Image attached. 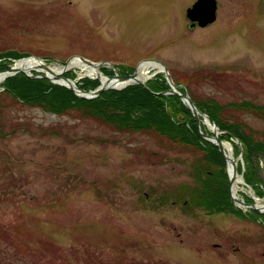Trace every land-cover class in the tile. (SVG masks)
Returning a JSON list of instances; mask_svg holds the SVG:
<instances>
[{
  "label": "rangeland",
  "instance_id": "1",
  "mask_svg": "<svg viewBox=\"0 0 264 264\" xmlns=\"http://www.w3.org/2000/svg\"><path fill=\"white\" fill-rule=\"evenodd\" d=\"M195 1L0 0V55L9 67L37 58L50 68L82 56L103 62L107 77L154 59L199 98L264 105V0H216V19L203 27L186 17ZM69 68L75 83L99 80ZM161 70L148 69L146 80ZM226 110L264 133L261 118ZM241 152L233 156L242 177L236 196L262 204L264 157L250 159L258 195L243 179ZM201 156L1 95L0 264H264V223L252 209L233 203L242 216L214 212L185 192L198 184Z\"/></svg>",
  "mask_w": 264,
  "mask_h": 264
},
{
  "label": "trees",
  "instance_id": "2",
  "mask_svg": "<svg viewBox=\"0 0 264 264\" xmlns=\"http://www.w3.org/2000/svg\"><path fill=\"white\" fill-rule=\"evenodd\" d=\"M11 58H19L14 53L7 54ZM9 61L2 60L0 55V70L9 67ZM132 70L127 72H131ZM113 72V71H112ZM110 72V73H112ZM34 73L33 75H37ZM73 79L71 70L63 73ZM177 90L187 93L197 109L205 113L210 121L221 131L218 137L232 146L234 157L240 154L247 168H242L245 183L255 185L256 194L262 195L258 187L256 165H251V157H264V133L248 128V125L239 119H227L226 109L251 113L264 120V105L250 100L221 104L214 98H199L190 93L185 81L173 78ZM99 80L83 78L76 82L82 89H95ZM1 95L21 101L26 105L38 107L45 112L63 115L75 113L84 118H93L109 124L121 132L147 133L158 138H166L176 147H190L202 152L197 166L198 184L186 186L191 200L196 201L206 209L214 212L232 211L242 216L240 209L235 208L230 198L228 186L229 177L227 164L216 144L204 139L198 132L196 120L191 110L176 94H162L170 89L163 74L141 84H129L121 89H108L99 96L91 99L76 96L67 87L51 82L45 77H29L24 73H16L6 77L1 84ZM204 133L209 131L200 125ZM233 139L239 141L235 143ZM238 172L241 169L237 170ZM257 182V183H256ZM185 188L184 185L181 187ZM184 194L180 192V198ZM245 202L252 204V200L245 197ZM249 214L255 220L260 218L264 223V213L253 210Z\"/></svg>",
  "mask_w": 264,
  "mask_h": 264
},
{
  "label": "water",
  "instance_id": "3",
  "mask_svg": "<svg viewBox=\"0 0 264 264\" xmlns=\"http://www.w3.org/2000/svg\"><path fill=\"white\" fill-rule=\"evenodd\" d=\"M216 10H217L216 0H196L190 7H188L186 9V17L189 20L191 26L198 25V26L203 27V26L211 24L212 22L215 21ZM76 57L85 64H88V65L95 64L93 61H90L85 57H82V56H76ZM33 59H37V58H33ZM39 61L41 63V65H40L41 69L45 71L44 74L33 75V74L28 73L26 70H24L22 68H17L16 65H13V66L5 69V70H0V73H4V76L0 82H2L6 77L12 76L16 73H24L25 75H27L29 77L44 76V77L48 78L53 83L67 87L76 96H78L80 98L91 99V98H95V97L99 96L101 92L108 90V89H121V88H123L129 84H141V85L145 86V80L146 79L145 80L136 79L137 68L139 67V64L146 62V61H152V62L158 63L162 67L161 71L164 73V76L167 80V83L170 86V89L166 92H163L162 94H176V95H178L180 97V99L182 100V102L191 110L193 117L196 120V125L198 128L199 134L204 139L211 141L212 143H214L218 146L219 151L221 152V154H222V156H223V158L227 164V174L229 177L228 191H229L230 198H231L232 202L234 203V205H236L238 207H241V206L248 207V208L256 211L257 213H264V208L263 209L260 208L256 203H252V204L245 203L242 199H239L232 192V187H231L232 182H233L235 176L238 175V173H237L235 161H232V166H231V168H229L227 154L223 148L224 141L220 140L218 137V134L221 131L218 129V127L214 123L210 122L209 117L205 113H203L197 109L193 100L190 98V96L187 93L183 94L176 89V84L173 82V79H172V76H171L169 70L167 69V67L162 62H160L158 60H154V59H144L141 62H139V64L135 67V69L132 73L117 74L115 72V74L112 77L106 76L109 80L118 79L119 82H127L122 87H115V86H111L108 84L105 85V84L101 83V81H100V84L95 89L86 90V89L79 88L76 85L74 80L63 75L64 72H66L70 69L67 66V63L70 61V59L63 66V69L60 70L58 74L54 73V75H51L53 71L51 70V68L49 66H47L41 60H39ZM102 63L103 62H97L96 64L99 67L100 65H102ZM110 67L113 68V65L111 63H110ZM99 73L102 74L100 71H99ZM60 80H63V81L68 82V83H74V86H69L66 83L60 82ZM201 124L206 125L208 127V129H209V125L211 124L212 129H209L210 133L202 132L200 129Z\"/></svg>",
  "mask_w": 264,
  "mask_h": 264
},
{
  "label": "bare ground",
  "instance_id": "4",
  "mask_svg": "<svg viewBox=\"0 0 264 264\" xmlns=\"http://www.w3.org/2000/svg\"><path fill=\"white\" fill-rule=\"evenodd\" d=\"M40 65H41V63H40L39 60L33 59V58H30V59L28 58V59H22V60L18 61L17 64H16V67L17 68H22L24 70H29V69H32V68H41ZM67 66L68 67L81 66V67L86 69L88 75H96L100 79L101 83H103L105 85L108 84V85L115 86V87H122V86H124L127 83V82H119L118 79L109 80L104 74H100L99 73V67L97 66L96 63L92 64V65H88V64H85L82 61H80L77 57L70 58V61L67 63ZM161 68L162 67L158 63H155V62H152V61L143 62V63L139 64V67L137 68L136 79L145 80L146 79L145 73H146V71L148 69H157V70H159ZM62 69H63V67L51 68V70L53 71L51 75H54V73L58 74L59 71L62 70ZM3 76H4V73H0V81L2 80ZM60 82L66 83L69 86H74V83H68V82H65L63 80H60ZM209 129H212L211 124L209 125ZM223 148H224V150L226 151V154H227L229 168H231L232 161H235L233 159L232 146L229 143H224L223 144ZM240 182H242V177L238 174V175L235 176V178H234V180L232 182V186H231L232 187V192L235 195H236L238 183H240ZM257 205L260 208H262V209L264 208V203L257 204Z\"/></svg>",
  "mask_w": 264,
  "mask_h": 264
}]
</instances>
